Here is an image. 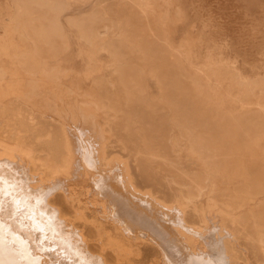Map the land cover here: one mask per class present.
Segmentation results:
<instances>
[{
  "label": "rangeland",
  "instance_id": "rangeland-1",
  "mask_svg": "<svg viewBox=\"0 0 264 264\" xmlns=\"http://www.w3.org/2000/svg\"><path fill=\"white\" fill-rule=\"evenodd\" d=\"M76 102L110 129L109 153L140 189L213 204L239 264H264V0H0V220L62 264H165L145 239H123L128 261L113 253L115 225L71 175L61 124ZM29 167L48 182L36 176L34 190Z\"/></svg>",
  "mask_w": 264,
  "mask_h": 264
},
{
  "label": "bare ground",
  "instance_id": "bare-ground-1",
  "mask_svg": "<svg viewBox=\"0 0 264 264\" xmlns=\"http://www.w3.org/2000/svg\"><path fill=\"white\" fill-rule=\"evenodd\" d=\"M77 105L74 108L72 119H63L61 124L71 155L75 156L73 162L75 166L71 175L74 181L83 183L80 185L81 188H87V192L84 194L87 196L89 204L92 207L99 206L102 215L115 225L120 237L115 238V243L110 245L119 262L128 261L130 259L129 256L133 254L131 252L133 247L125 244L123 240L125 238L134 241L145 239L149 243L155 244L160 249L165 264H172L170 259L175 258V255H178L181 263L186 264H193L194 262L196 264L240 263L235 237L227 231L221 212L216 210L213 204L210 203L207 209L200 212L195 204L196 202L184 200L183 195L173 204H168L154 192L140 189L129 163L119 155H110L109 152L112 149L110 129H105L98 125V115L92 111V106H80L79 103ZM89 108L91 111L87 110ZM178 146V141L174 139V148L176 150H178ZM5 160L8 163H13L15 158L11 161L8 157H5ZM28 172L34 182L33 189L36 190L38 187L35 184L37 182L35 177H43V175L30 167ZM43 178L46 179V177ZM58 183H55L57 188L62 186L60 182ZM60 188L62 189L63 187ZM39 189L41 190V187ZM56 190L58 191L59 189ZM76 190L69 185L63 189L66 198L69 200L77 196ZM52 191L53 189L50 188L46 196V202L50 206L53 205L50 201ZM43 194H47V192ZM43 198L45 197L43 196ZM50 209H53L54 217L58 219L63 217L61 210L57 208ZM141 212H144L145 215L144 218L139 215L142 223H136L138 218H136V222H133V218ZM191 213L198 215L202 222L201 226L194 224V221L191 222ZM43 228L45 229V227ZM40 230L42 229L40 228ZM53 230L60 234L59 242L68 241L62 229L54 226ZM144 231L147 233L146 236L141 234ZM217 233H219V237L216 239L215 235ZM31 237L32 235L28 231L14 232L8 222L0 220V239L2 238L0 240V264H54L53 262L62 264L57 257L58 254H56V259L60 263L55 261L56 259L53 257V254L57 251L54 246L55 240L49 237V240L54 242L52 249H55L52 251L51 247V250L47 248L49 246L48 243L40 245L41 243L39 244L37 240H31ZM57 243L56 245L58 246L59 243ZM39 245L44 247L40 249ZM63 246L57 247L59 249L58 253H61ZM66 246H68L67 243ZM171 249H173L172 252H170ZM73 250L69 251V253L64 252L63 257L67 256V254H72ZM47 251H49L48 254H45L44 252ZM75 252L76 254L78 253L77 251ZM68 257L70 260V256ZM68 257L65 259L67 260ZM65 259L63 258L62 261ZM66 260L63 262L68 263ZM85 260L82 262H87ZM69 262L71 264V261Z\"/></svg>",
  "mask_w": 264,
  "mask_h": 264
}]
</instances>
